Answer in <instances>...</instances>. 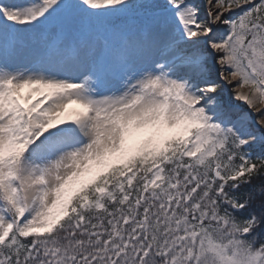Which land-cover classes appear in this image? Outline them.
I'll list each match as a JSON object with an SVG mask.
<instances>
[{
  "label": "snow or ice",
  "instance_id": "obj_1",
  "mask_svg": "<svg viewBox=\"0 0 264 264\" xmlns=\"http://www.w3.org/2000/svg\"><path fill=\"white\" fill-rule=\"evenodd\" d=\"M0 264H264V0H0Z\"/></svg>",
  "mask_w": 264,
  "mask_h": 264
},
{
  "label": "rangeland",
  "instance_id": "obj_2",
  "mask_svg": "<svg viewBox=\"0 0 264 264\" xmlns=\"http://www.w3.org/2000/svg\"><path fill=\"white\" fill-rule=\"evenodd\" d=\"M200 2L202 3L203 0H200ZM226 89H227V92H229V93L232 91L231 87L226 86ZM226 99H227V97H226ZM233 103L235 105H237L242 111H244V112H251V110L248 109L247 106L244 105L243 103H241L239 101H234ZM253 119H256V117H253Z\"/></svg>",
  "mask_w": 264,
  "mask_h": 264
}]
</instances>
